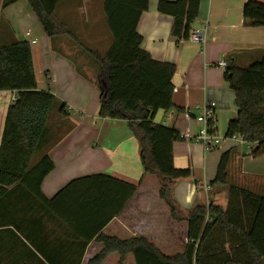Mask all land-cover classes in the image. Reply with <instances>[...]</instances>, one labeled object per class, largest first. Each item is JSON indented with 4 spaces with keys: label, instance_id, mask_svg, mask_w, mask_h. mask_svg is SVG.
<instances>
[{
    "label": "crops",
    "instance_id": "obj_1",
    "mask_svg": "<svg viewBox=\"0 0 264 264\" xmlns=\"http://www.w3.org/2000/svg\"><path fill=\"white\" fill-rule=\"evenodd\" d=\"M159 1L162 0H148V9L137 26L142 50L152 59L176 68L172 81L173 108L158 111L154 123L173 128L194 141L200 129L196 117L202 104L214 103L217 116L223 113L225 103L234 100L218 63L234 61L243 68L259 59L264 54V28L244 25L242 8L246 0H201L192 31L202 32L204 42L176 43L171 36L172 18L157 11ZM103 3L104 0L56 1L53 16L65 33L52 37L45 34L27 0L0 7V46L28 42L37 89L50 91L68 113L60 117L54 112L50 118L40 155H48L54 169L42 182L41 192L50 200L70 181L94 174L134 184L136 193L102 229L101 235L119 240L142 238L165 256L182 254L187 242V223L172 219L169 207L159 196L157 178L143 176L137 140L126 122L98 116L99 63L94 59L98 68L88 69L69 57L70 50L76 51L78 58L85 54L93 58L92 54L103 57L109 49L112 39ZM37 71L43 73L41 80ZM16 95L15 91H0V142L7 109ZM176 143L172 147L174 166H191ZM248 149L249 154H241L232 151L231 146L225 147L217 163L221 154L228 152V182L263 194L264 156L253 158L251 148ZM215 172L216 168L207 179L206 175L200 179L192 173L189 178L175 181L170 195L182 214L209 203L226 208L227 187L210 185ZM84 211L77 212L79 217L75 216L73 223L96 219L92 210ZM0 218L3 222L0 264H89L103 248L93 239L83 249L82 240L36 200L8 197L0 206ZM14 218L18 219L16 225L11 223ZM119 261L117 253H109L99 264H119ZM121 264L136 263L133 255L128 254Z\"/></svg>",
    "mask_w": 264,
    "mask_h": 264
},
{
    "label": "trees",
    "instance_id": "obj_2",
    "mask_svg": "<svg viewBox=\"0 0 264 264\" xmlns=\"http://www.w3.org/2000/svg\"><path fill=\"white\" fill-rule=\"evenodd\" d=\"M18 1L0 0V7ZM27 1L48 37L65 33L53 16L58 0ZM200 2L159 1L157 11L172 18L171 36L176 43L190 40ZM147 9L148 0H104L103 12L112 43L103 57L92 54L100 65L98 116L126 122L137 140L143 176L157 178L159 196L169 207L172 219L187 223V242L182 254L165 256L142 238L119 240L101 235L102 229L136 193L134 184L94 174L70 181L50 200L43 196L42 182L54 169L48 155H40L49 121L54 112L60 117L68 113L50 91L37 89L30 45L26 41L0 46V91L17 93L7 109L0 142V206L14 195L39 201L82 240L83 249L93 239L102 244L101 252L89 264H99L109 253L120 256L119 264L128 254L133 255L136 264H264V193L228 182V152L221 154L210 182L212 186L227 187L225 209L209 203L182 214L171 199L175 181L193 173L190 165L174 166L173 144L192 139L154 123L158 111L173 108L172 81L176 68L152 59L141 48L137 26ZM242 17L245 26L264 28V0H246ZM223 73L236 106V117L227 123L225 137L236 135L254 144L250 155L262 157L264 54L243 68L229 61ZM87 209L94 212L96 219L73 223V218L79 217L77 212ZM17 221L14 218L11 223L16 225ZM2 224L0 218V227Z\"/></svg>",
    "mask_w": 264,
    "mask_h": 264
},
{
    "label": "rangeland",
    "instance_id": "obj_3",
    "mask_svg": "<svg viewBox=\"0 0 264 264\" xmlns=\"http://www.w3.org/2000/svg\"><path fill=\"white\" fill-rule=\"evenodd\" d=\"M72 45L76 46V44H74L73 42H72ZM80 48L83 50V46H81ZM86 48L92 49L93 46H90V47L86 46ZM62 53L66 54L65 52H62ZM69 57L73 62L78 63L79 66L86 67L88 69L98 68V66L95 63L94 58H90L86 54L83 55L81 58H78L77 52L70 50ZM37 72H38L37 78L38 80H41L43 77V73H39V71ZM231 115H234V116H231ZM235 115H236V106H235L234 100H231L225 103L223 105V113L221 115L218 114L216 116L215 134L217 137L219 138L225 137L227 123L229 120L235 117ZM176 146L179 149L181 155L184 157L185 162L188 163L190 161L194 175L200 179H202L204 175H206L205 177L207 179L208 177H210V173L214 172L216 168V164H217L218 155L225 147L231 146L233 149L232 151L234 152L237 151V152H240L241 154L250 153V150L246 147L245 144H239L237 142L234 143L228 139L224 140L221 143V145L217 148L218 149L217 151L213 153L212 152L206 153V154L203 153L201 146L195 143L194 141H189V140L180 141L176 143ZM179 161H180V158H179Z\"/></svg>",
    "mask_w": 264,
    "mask_h": 264
},
{
    "label": "built area",
    "instance_id": "obj_4",
    "mask_svg": "<svg viewBox=\"0 0 264 264\" xmlns=\"http://www.w3.org/2000/svg\"><path fill=\"white\" fill-rule=\"evenodd\" d=\"M26 35L28 36L29 34L27 33ZM190 41L196 43H203V33L198 30L191 31ZM32 43L35 42L33 41ZM226 65L227 64L225 61H221L218 63V67L223 69V71L226 68ZM196 121L200 125V129L193 140L202 146L204 153H210L218 150L217 148L226 139L237 142L239 144H245L248 148H252L254 146V144L248 143L241 137H238L236 135H233L231 138H219L216 136V116L214 103L204 102L200 107V113L199 116L196 117Z\"/></svg>",
    "mask_w": 264,
    "mask_h": 264
},
{
    "label": "water",
    "instance_id": "obj_5",
    "mask_svg": "<svg viewBox=\"0 0 264 264\" xmlns=\"http://www.w3.org/2000/svg\"><path fill=\"white\" fill-rule=\"evenodd\" d=\"M104 85V84H103Z\"/></svg>",
    "mask_w": 264,
    "mask_h": 264
}]
</instances>
